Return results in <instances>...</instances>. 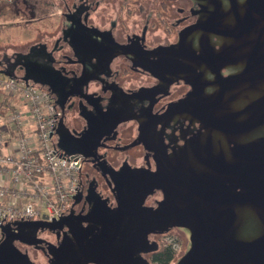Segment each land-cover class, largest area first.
<instances>
[{
    "label": "flooded vegetation",
    "instance_id": "obj_1",
    "mask_svg": "<svg viewBox=\"0 0 264 264\" xmlns=\"http://www.w3.org/2000/svg\"><path fill=\"white\" fill-rule=\"evenodd\" d=\"M54 1L50 29L34 25L28 38L0 46V71L27 74L48 92L56 112L53 146L78 161L76 193L59 222L11 226L34 243L14 238L1 245L0 232V264H38V257L40 264H153L169 245L166 236L183 238L173 225L145 223L148 209L164 200L155 184L166 159L202 137L203 124L218 123L219 108L231 122L246 123L251 103L262 101V81L250 85L252 76L262 80V59L251 62L237 44L249 49V37L227 35L246 26L233 12L251 6L243 9L244 0ZM207 17L211 36L194 27ZM34 76L47 79L52 91ZM143 233L129 260L114 256L110 241L123 244Z\"/></svg>",
    "mask_w": 264,
    "mask_h": 264
},
{
    "label": "water",
    "instance_id": "obj_2",
    "mask_svg": "<svg viewBox=\"0 0 264 264\" xmlns=\"http://www.w3.org/2000/svg\"><path fill=\"white\" fill-rule=\"evenodd\" d=\"M241 5L251 6V10L233 13L235 20L246 26L244 30L240 27L241 32L229 28L227 35L249 37V49L243 43L237 44L246 47L251 62L262 59V80L261 76L250 78L251 88L262 81V101L251 103L246 123L231 122L220 113L226 109L219 108V122L203 124V136L188 140L170 155L167 169L157 175L155 186L163 191L164 200L152 211L148 209L145 223L173 225L183 233L185 247L173 264H264V0H244ZM211 20L202 19L194 27L202 30L203 36H211ZM27 78V74L22 77L25 81ZM34 81L50 84L38 76ZM49 89L52 91L50 85ZM13 225L43 224L18 221ZM13 225L0 226L1 245L14 238L35 242L27 239L28 233L21 229L13 232ZM143 236L123 244L120 242L124 239L110 241L115 243L114 256L129 260Z\"/></svg>",
    "mask_w": 264,
    "mask_h": 264
},
{
    "label": "built area",
    "instance_id": "obj_3",
    "mask_svg": "<svg viewBox=\"0 0 264 264\" xmlns=\"http://www.w3.org/2000/svg\"><path fill=\"white\" fill-rule=\"evenodd\" d=\"M55 118L46 90L0 71V226L55 220L76 193L78 161L53 146ZM164 241L175 252V237Z\"/></svg>",
    "mask_w": 264,
    "mask_h": 264
},
{
    "label": "rangeland",
    "instance_id": "obj_4",
    "mask_svg": "<svg viewBox=\"0 0 264 264\" xmlns=\"http://www.w3.org/2000/svg\"><path fill=\"white\" fill-rule=\"evenodd\" d=\"M10 1L0 0V3L4 2L7 4ZM32 5H35L33 9L30 7ZM12 9L13 11L8 13V15L0 14V46L8 45L15 41L18 43L28 38L30 33L32 35L30 31L34 25L42 30L50 29L54 23L58 7L54 0H14ZM31 18L36 19L35 21L37 22L30 20ZM179 241H184L181 242V246H179ZM179 241H177L179 245L175 250L176 257L185 247V237L183 236L182 240ZM37 260L38 264H40L42 259L38 257ZM173 262L170 264H173Z\"/></svg>",
    "mask_w": 264,
    "mask_h": 264
},
{
    "label": "trees",
    "instance_id": "obj_5",
    "mask_svg": "<svg viewBox=\"0 0 264 264\" xmlns=\"http://www.w3.org/2000/svg\"><path fill=\"white\" fill-rule=\"evenodd\" d=\"M14 0H11L10 3H0V14L8 15L12 12V6ZM176 256V253L173 251L170 245L162 246L153 257V264H169Z\"/></svg>",
    "mask_w": 264,
    "mask_h": 264
}]
</instances>
